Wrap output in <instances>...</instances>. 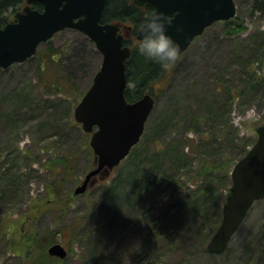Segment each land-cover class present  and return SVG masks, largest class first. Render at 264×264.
Here are the masks:
<instances>
[{
    "label": "rangeland",
    "instance_id": "374dc122",
    "mask_svg": "<svg viewBox=\"0 0 264 264\" xmlns=\"http://www.w3.org/2000/svg\"><path fill=\"white\" fill-rule=\"evenodd\" d=\"M235 3L230 19L244 28L228 33L220 20L192 41L153 83L155 105L136 149L140 155L99 174L83 194L73 192L95 162L86 145L90 134L74 110L102 54L78 30L56 33L51 41L61 55L55 57L77 85L64 92L42 85L46 75L40 77L38 66L45 53L53 55L48 43L24 62L0 68V264H264V198L224 252L207 249L222 220L231 169L264 124V4ZM17 10H10V19ZM124 32L137 41L132 25ZM67 155L78 162L59 196L67 195L69 206L60 218L49 194L60 175L52 160ZM129 172L137 178L110 193L113 180ZM143 172L158 178L141 191ZM37 207L43 213L33 220ZM59 219L60 227L79 223L73 237L65 229L57 238L68 256L49 258L41 251L25 259L23 236L44 233Z\"/></svg>",
    "mask_w": 264,
    "mask_h": 264
},
{
    "label": "water",
    "instance_id": "95a60500",
    "mask_svg": "<svg viewBox=\"0 0 264 264\" xmlns=\"http://www.w3.org/2000/svg\"><path fill=\"white\" fill-rule=\"evenodd\" d=\"M38 1L43 10L24 7L16 14L18 21L0 28V67L23 62L37 47L56 32L75 28L87 34L103 54L100 69L93 83L74 110L75 119L84 131L92 133L90 145L97 156V165L90 170L75 194L84 193L92 179L117 166L140 140L145 123L154 107L150 93L136 101H128L126 60L131 48L123 45L120 27L102 23L107 0H27ZM138 5L149 2L155 10L173 17L169 32L180 43L181 53L192 40L218 20L236 15L235 0H134ZM177 25L180 30H177ZM138 39L141 33L138 31ZM253 146L233 166L230 194L223 205L221 224L208 243L213 253L225 251L230 239L256 200L264 198V124L257 128ZM49 254L64 258L66 248L59 242L48 248Z\"/></svg>",
    "mask_w": 264,
    "mask_h": 264
},
{
    "label": "trees",
    "instance_id": "16d2710c",
    "mask_svg": "<svg viewBox=\"0 0 264 264\" xmlns=\"http://www.w3.org/2000/svg\"><path fill=\"white\" fill-rule=\"evenodd\" d=\"M25 1L26 0H0V27L4 26L10 20V17L8 16L10 10L17 9ZM257 1H259L261 4H264V0ZM35 7L40 8L39 4H36ZM153 10L154 6L150 3H147L146 6L142 8L135 5L132 0H108L104 8L102 21L124 22L127 27H130L132 25L134 27V34L136 35L138 31L139 20L145 14ZM243 28L244 25L240 21H235L233 19L225 21V29L228 33L238 32ZM46 43H48L47 49L51 51L53 55L49 56L47 53H45L44 56H41L42 61H39L38 66L40 77L46 75L45 79L47 81L44 82L45 79L41 81V83L44 82L42 83V85L44 86L45 90L49 92L57 90L60 92H64L72 89L73 87H77L76 83H73L74 81L71 76H64L62 73V70L60 68L61 61L55 57L57 55H61L60 50L53 46L51 40ZM136 44L137 43L133 45L131 55L126 61L128 88L125 92V95L128 101H134L142 97L143 94L146 92L152 93L153 90H151V88L153 86V83L158 80L161 75L167 70V68H162L160 64L153 62L144 57L143 55L139 54L136 50ZM81 95L83 96V92ZM86 145L90 155L93 156V152L92 150H90L88 143H86ZM137 148H139L138 144L133 148V150L129 154L132 162L135 161L136 158L140 155V153L137 151ZM245 153H243V155ZM77 162L78 159L76 158V156L73 155L61 156L52 160V163L54 164V169H56L60 175L59 179L51 183L49 194L51 195V201L53 203H56L54 209L60 212L58 213V216L60 218L62 217L61 213L67 214L69 212V206L67 204L68 196L66 195L65 200L59 199V196L62 195V188L63 185H65V182L67 181V176H71L76 171ZM93 162H95L94 156ZM155 172H158L157 168L155 169ZM159 172H161V169H159ZM136 178L137 177L135 176L134 172H129L126 176H119L115 178L112 182L113 184L109 188L112 190L110 191V193H114V191H116L118 187H123L127 181H131L133 179L135 180ZM157 178L158 177L154 176L152 172H143V183L138 186V188L141 189V191H144L146 188L144 183L147 182L148 185L152 183L156 184ZM119 189H121V192H118L119 201L120 203H122L123 200H126V198L125 196H122L123 188ZM40 212L43 213L40 207L34 209L33 220L36 219V217H38L40 214H42ZM62 221L63 219L57 222L58 226H55L50 230L45 231L44 233H36V231L32 230L28 235L23 236L21 247L25 249V259L32 260V257L36 255L38 256V253L41 251H43L42 254H44V256L50 258L51 255L48 254L47 248L52 243L56 242L57 238L63 235L65 229H69L73 237V235L77 232V227L79 223L77 224L74 222L67 226L63 225L62 227H60L59 224ZM45 262L49 263L48 260H45Z\"/></svg>",
    "mask_w": 264,
    "mask_h": 264
},
{
    "label": "clouds",
    "instance_id": "9594fccd",
    "mask_svg": "<svg viewBox=\"0 0 264 264\" xmlns=\"http://www.w3.org/2000/svg\"><path fill=\"white\" fill-rule=\"evenodd\" d=\"M173 21V17L166 12L153 10L145 14L138 22L141 38L136 44L137 52L160 64L162 68L175 65L181 55L180 43L168 30ZM177 30H180L179 25H177Z\"/></svg>",
    "mask_w": 264,
    "mask_h": 264
},
{
    "label": "flooded vegetation",
    "instance_id": "af4514ba",
    "mask_svg": "<svg viewBox=\"0 0 264 264\" xmlns=\"http://www.w3.org/2000/svg\"><path fill=\"white\" fill-rule=\"evenodd\" d=\"M108 1V0H107ZM148 2H145L143 5H138L137 4V6H139V7H144V6H146V4H147ZM36 4H39V6H40V8H38V9H40L41 11L43 10V8H44V6H43V4L42 3H40V2H38V1H34V2H32V3H30V5H31V7L32 8H36L35 7V5ZM25 5H27V0L22 4V6H19L18 7V10L15 12V13H17V12H19V11H23V7L25 6ZM136 5V4H135ZM21 7V8H20ZM15 10V9H14ZM10 22H15L16 21V18H15V15H14V17L11 19V20H9ZM108 22H113V21H106V23H108ZM8 23V22H7ZM120 26H121V32L123 33V35H124V39L127 41H129L130 43L131 42H133L131 39H128L127 37H126V35H125V32H124V27H126L127 25L124 23V22H119L118 23Z\"/></svg>",
    "mask_w": 264,
    "mask_h": 264
}]
</instances>
